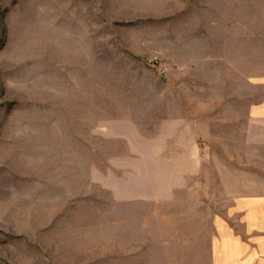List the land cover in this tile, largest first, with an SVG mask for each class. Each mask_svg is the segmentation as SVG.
<instances>
[{
  "label": "rangeland",
  "instance_id": "374dc122",
  "mask_svg": "<svg viewBox=\"0 0 264 264\" xmlns=\"http://www.w3.org/2000/svg\"><path fill=\"white\" fill-rule=\"evenodd\" d=\"M119 1L0 0V264H209L211 223L227 210L234 174L244 186L264 171L233 126L228 96L229 121H211L207 136L195 130L192 160L154 159L171 156L155 151L157 114L149 110L162 101L153 81H144L166 73L153 52L156 21L105 19L112 34L81 32L101 22L104 3ZM224 3L256 12L225 21L255 22L252 67L264 77V0ZM196 4L222 8L218 0ZM122 25L147 55L124 49ZM89 42L92 63L84 55ZM186 88L191 95L171 105L198 110L218 99L207 81Z\"/></svg>",
  "mask_w": 264,
  "mask_h": 264
},
{
  "label": "crops",
  "instance_id": "0c3cea01",
  "mask_svg": "<svg viewBox=\"0 0 264 264\" xmlns=\"http://www.w3.org/2000/svg\"><path fill=\"white\" fill-rule=\"evenodd\" d=\"M138 1L137 4H131L130 0H120L116 7L108 2L104 3L109 6V10H105L101 22L84 24L81 32L107 30L112 34L106 20L128 22L152 18L156 21L153 52L160 54L166 73L161 76L162 79L147 75L144 81H153L162 101L153 106L152 111L149 110L157 114V120L153 122L152 137L159 150L155 148V151L160 155L169 153L171 156H155L154 159L192 160L195 155L194 146L198 142L195 130L205 129L207 132H202V136H207L211 121H221L223 125L227 118L229 121V109L225 105L228 96L233 101V126L236 127L237 124L240 133L243 130L244 145L256 154L255 158L262 164L264 77L259 78L252 67L258 62L256 24L252 20L233 21V24L225 21L228 15L252 17L256 12L249 9H225V0H218L222 8L217 9L198 7L196 2L200 3L202 0ZM205 16L212 19H202ZM165 18L172 19L162 22ZM157 27L161 29L159 33ZM124 28L123 25L116 28L124 49L135 56L147 55L150 50L145 51L130 42L125 36ZM88 46L84 48V55L92 63V42ZM119 50L117 47L116 51L121 57L131 59L126 52ZM243 65H249V70L245 69L243 72ZM227 80L233 83L232 88L229 85L228 92ZM194 81H207L216 85V102L212 100L210 108L205 106L198 110L185 103L171 105V98L178 104L179 97L191 95V91L190 94L183 91ZM242 118L244 125L241 127ZM199 122H203L202 127ZM253 176L257 179L250 180L249 184L243 186L241 176L234 174V195L229 198L225 207L227 210L216 214L211 223L213 234L209 247V264H264V171L250 175Z\"/></svg>",
  "mask_w": 264,
  "mask_h": 264
},
{
  "label": "built area",
  "instance_id": "2783aa9c",
  "mask_svg": "<svg viewBox=\"0 0 264 264\" xmlns=\"http://www.w3.org/2000/svg\"><path fill=\"white\" fill-rule=\"evenodd\" d=\"M153 63H154V65L156 66H159V59L158 58H153ZM159 73L161 74V75H163L164 73H165V71L163 70V69H159Z\"/></svg>",
  "mask_w": 264,
  "mask_h": 264
}]
</instances>
